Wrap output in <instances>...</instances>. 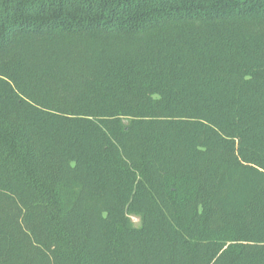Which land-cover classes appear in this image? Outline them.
<instances>
[{
    "label": "trees",
    "instance_id": "obj_1",
    "mask_svg": "<svg viewBox=\"0 0 264 264\" xmlns=\"http://www.w3.org/2000/svg\"><path fill=\"white\" fill-rule=\"evenodd\" d=\"M0 264H264V0H0Z\"/></svg>",
    "mask_w": 264,
    "mask_h": 264
},
{
    "label": "rangeland",
    "instance_id": "obj_2",
    "mask_svg": "<svg viewBox=\"0 0 264 264\" xmlns=\"http://www.w3.org/2000/svg\"><path fill=\"white\" fill-rule=\"evenodd\" d=\"M132 220H133V223H134L136 226H139V225H140V220H139L138 218L133 217Z\"/></svg>",
    "mask_w": 264,
    "mask_h": 264
}]
</instances>
